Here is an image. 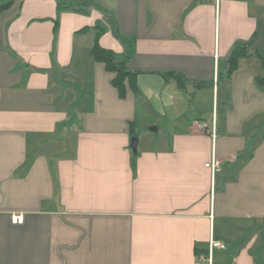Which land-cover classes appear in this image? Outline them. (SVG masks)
<instances>
[{
  "label": "crops",
  "instance_id": "0c3cea01",
  "mask_svg": "<svg viewBox=\"0 0 264 264\" xmlns=\"http://www.w3.org/2000/svg\"><path fill=\"white\" fill-rule=\"evenodd\" d=\"M255 53L264 0H0V264H264Z\"/></svg>",
  "mask_w": 264,
  "mask_h": 264
},
{
  "label": "trees",
  "instance_id": "16d2710c",
  "mask_svg": "<svg viewBox=\"0 0 264 264\" xmlns=\"http://www.w3.org/2000/svg\"><path fill=\"white\" fill-rule=\"evenodd\" d=\"M70 7H71V4L69 8ZM101 32L102 31L100 29L96 35L95 42L91 50L92 57L97 62L104 64L107 71L115 75L112 80V85L114 86V88H116L119 97L124 98L125 93H126V84H125L126 81L128 82V85L134 92L136 90V85H135L136 73L131 72L127 66L128 62L131 60L135 52L134 41L124 42L126 51L124 53L123 58L119 60L116 58V55L112 51L102 49L100 45L98 44V37L100 36ZM248 45L249 44H238L232 49L229 57L227 58V60L225 61L223 65V69L224 71H226V78H229L232 72L237 68V62L240 58L250 55L249 50H248ZM255 54H257L259 58L261 59V63L264 69V57L259 53H255ZM218 74H219L218 77L220 79L223 73H218ZM166 76L168 78L171 77L175 79L177 83L181 85L180 79L177 75L170 74ZM256 82L258 86L264 87V78L259 79Z\"/></svg>",
  "mask_w": 264,
  "mask_h": 264
},
{
  "label": "built area",
  "instance_id": "2783aa9c",
  "mask_svg": "<svg viewBox=\"0 0 264 264\" xmlns=\"http://www.w3.org/2000/svg\"><path fill=\"white\" fill-rule=\"evenodd\" d=\"M215 70H216V68H215ZM199 127L202 128V126H200V125H199ZM209 132L212 134L213 137H215V131H214V129L211 130V131H209ZM206 167L209 168L211 170L212 174H213L215 172V168H216V163H215L214 159L211 160L210 163L206 164ZM23 219L24 218H23L22 215H13L12 216V222L14 224H22L23 223ZM223 248H224V246L221 243H219L218 241H216L213 238H211L210 243H209V254H208V260H209V262H210L212 250L213 249H223Z\"/></svg>",
  "mask_w": 264,
  "mask_h": 264
},
{
  "label": "water",
  "instance_id": "95a60500",
  "mask_svg": "<svg viewBox=\"0 0 264 264\" xmlns=\"http://www.w3.org/2000/svg\"><path fill=\"white\" fill-rule=\"evenodd\" d=\"M137 144H138V139L136 137H133L130 141V148L134 154L136 153Z\"/></svg>",
  "mask_w": 264,
  "mask_h": 264
},
{
  "label": "rangeland",
  "instance_id": "374dc122",
  "mask_svg": "<svg viewBox=\"0 0 264 264\" xmlns=\"http://www.w3.org/2000/svg\"><path fill=\"white\" fill-rule=\"evenodd\" d=\"M121 58H122V57H120V56L117 57V59H119V60H120ZM219 70H220V69H219ZM218 75H219V74H218ZM220 79H225V77H224V76H221ZM221 96H222V95L220 94V100L222 99ZM220 107H221V104H220V102H219V108H218V113H219V114H220V112H221V111H220V110H221ZM209 108H210V107H209ZM209 108H207L206 111H208V110L211 111V109H209ZM210 114H211V113H210ZM210 114H209V115H210Z\"/></svg>",
  "mask_w": 264,
  "mask_h": 264
}]
</instances>
